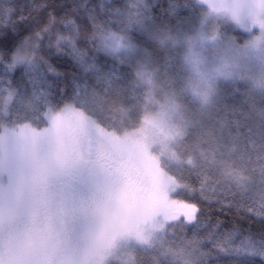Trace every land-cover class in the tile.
Instances as JSON below:
<instances>
[{
	"label": "snow or ice",
	"instance_id": "obj_1",
	"mask_svg": "<svg viewBox=\"0 0 264 264\" xmlns=\"http://www.w3.org/2000/svg\"><path fill=\"white\" fill-rule=\"evenodd\" d=\"M0 264H264V0H0Z\"/></svg>",
	"mask_w": 264,
	"mask_h": 264
}]
</instances>
